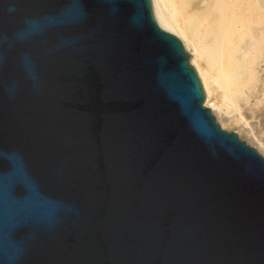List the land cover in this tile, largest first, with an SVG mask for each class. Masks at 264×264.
Returning a JSON list of instances; mask_svg holds the SVG:
<instances>
[{
    "label": "water",
    "instance_id": "water-1",
    "mask_svg": "<svg viewBox=\"0 0 264 264\" xmlns=\"http://www.w3.org/2000/svg\"><path fill=\"white\" fill-rule=\"evenodd\" d=\"M205 97L152 0H0V264H264V155Z\"/></svg>",
    "mask_w": 264,
    "mask_h": 264
},
{
    "label": "bare ground",
    "instance_id": "bare-ground-1",
    "mask_svg": "<svg viewBox=\"0 0 264 264\" xmlns=\"http://www.w3.org/2000/svg\"><path fill=\"white\" fill-rule=\"evenodd\" d=\"M152 2L158 24L181 35L189 46H193L190 62L196 65L204 80L207 90L205 105L207 103L213 110H217L220 116L227 117L230 108L227 103L231 100L232 91L244 100L254 99V82L249 80V77H255L253 73L257 64L256 57L264 53L261 49L264 42V0ZM179 6L184 11L189 10L192 28H188L182 19H179ZM200 23L206 26V30L200 28ZM213 83L223 89L221 96H217L218 91L217 95L214 94ZM224 85L230 88L227 90ZM230 119L232 118H228Z\"/></svg>",
    "mask_w": 264,
    "mask_h": 264
},
{
    "label": "rangeland",
    "instance_id": "rangeland-1",
    "mask_svg": "<svg viewBox=\"0 0 264 264\" xmlns=\"http://www.w3.org/2000/svg\"><path fill=\"white\" fill-rule=\"evenodd\" d=\"M154 7V6H153ZM182 11V12H181ZM184 12V13H183ZM183 13V14H182ZM182 15H184L182 17ZM178 16L179 19L181 18L182 22L186 24L188 28H192V22L189 17V10L184 11L181 9V7H178ZM161 26V25H160ZM162 27V26H161ZM163 28V27H162ZM200 28L204 31L206 30V26L202 23H200ZM164 29V28H163ZM166 30V29H165ZM169 31V30H167ZM173 33L172 31H169ZM177 35L183 42L185 49L190 54V56L193 54V46H189L186 42V40L179 34L173 33ZM202 34V33H201ZM264 52V42H262V48ZM192 57V56H191ZM262 58V59H261ZM255 62L256 68L254 70V76L251 75L249 77V80H252L254 82V85L252 86L253 89H255L256 96L254 99L247 101L244 100L242 97L238 96L232 91L231 94V100L229 103H227V106L229 108V114L228 118H232L228 120L225 116H220L217 112V110H213L212 107H210L214 113V115L217 117V121L219 124L225 128V129H235L243 138L248 139L249 145H255L258 150L264 155V53L258 54L256 57ZM192 63V61H191ZM192 65L196 68L199 77L203 83L206 96H207V90L205 88L204 80L199 73L196 65L192 63ZM259 68L261 71H259ZM214 86V94L217 96H221L223 93V89L219 87V85L216 83L212 84ZM218 87L219 89H217ZM225 89H229L230 86L226 87L224 85ZM218 91V92H216ZM207 101V98H206ZM207 105V103H206ZM262 107V108H261ZM259 109V110H258ZM235 119H234V118Z\"/></svg>",
    "mask_w": 264,
    "mask_h": 264
}]
</instances>
